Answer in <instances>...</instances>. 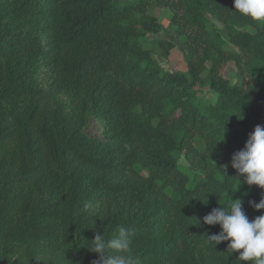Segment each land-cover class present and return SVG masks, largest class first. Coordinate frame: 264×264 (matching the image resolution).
<instances>
[{"label": "trees", "instance_id": "obj_1", "mask_svg": "<svg viewBox=\"0 0 264 264\" xmlns=\"http://www.w3.org/2000/svg\"><path fill=\"white\" fill-rule=\"evenodd\" d=\"M164 31L184 71L160 66ZM257 125L264 23L234 0H0V264H93L121 226L140 264H249L203 217L231 198L264 214L231 167Z\"/></svg>", "mask_w": 264, "mask_h": 264}, {"label": "clouds", "instance_id": "obj_2", "mask_svg": "<svg viewBox=\"0 0 264 264\" xmlns=\"http://www.w3.org/2000/svg\"><path fill=\"white\" fill-rule=\"evenodd\" d=\"M234 9L254 22L264 23V0H234ZM231 167L240 176H244V182L249 186L256 185L264 189V126L257 125L244 148L233 154ZM249 204L256 210L264 209V197L259 203L249 201ZM90 207V204L84 205L85 209ZM203 223L220 226V233L207 238L215 243V247L229 241L228 250L239 252L237 259L241 262L264 264V214L250 221L242 207V201L231 198L226 205L214 208L205 215ZM134 235L132 229L123 226L111 238H106L104 234L97 235L90 242V251L99 257L93 264H140L132 251Z\"/></svg>", "mask_w": 264, "mask_h": 264}, {"label": "rangeland", "instance_id": "obj_3", "mask_svg": "<svg viewBox=\"0 0 264 264\" xmlns=\"http://www.w3.org/2000/svg\"><path fill=\"white\" fill-rule=\"evenodd\" d=\"M153 15L158 18V20L163 24L164 27L166 26L169 17L168 10L157 8L153 11ZM161 37L170 39L174 43V47L171 49L166 59L159 61L160 66L164 70L169 72L184 71L186 68L185 55L181 47L178 45L177 41L174 39V37L167 31L155 35H150V39L161 38ZM145 47H147L146 44ZM234 74H235V67L233 63H228L222 70V75L225 78H228L232 81H234L235 78ZM201 94L206 98H212L213 95L211 92H209L206 89L202 90ZM254 128L255 127H251L250 129L251 133L254 131ZM84 131L90 138L99 141L105 140L101 135V125L95 119H91L89 121V124L84 129Z\"/></svg>", "mask_w": 264, "mask_h": 264}]
</instances>
